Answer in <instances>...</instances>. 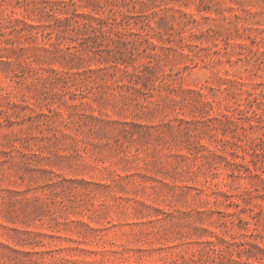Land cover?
Returning <instances> with one entry per match:
<instances>
[{"label": "rangeland", "instance_id": "374dc122", "mask_svg": "<svg viewBox=\"0 0 264 264\" xmlns=\"http://www.w3.org/2000/svg\"><path fill=\"white\" fill-rule=\"evenodd\" d=\"M0 264H264V0H0Z\"/></svg>", "mask_w": 264, "mask_h": 264}]
</instances>
